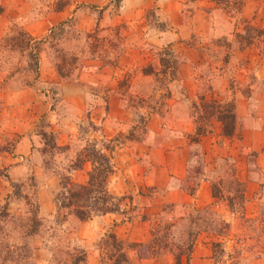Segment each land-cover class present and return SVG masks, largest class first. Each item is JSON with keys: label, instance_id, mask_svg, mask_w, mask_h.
I'll list each match as a JSON object with an SVG mask.
<instances>
[{"label": "crops", "instance_id": "1", "mask_svg": "<svg viewBox=\"0 0 264 264\" xmlns=\"http://www.w3.org/2000/svg\"><path fill=\"white\" fill-rule=\"evenodd\" d=\"M58 1L0 0V39L16 25L33 40H40L51 29L71 20V28L82 36L94 29L117 30L124 55L141 47L150 53L142 56L139 69L132 72L134 68L120 66L121 57L111 65L98 66L96 49L81 59L70 77L61 78L51 57L43 51L38 56L35 80L0 89V142L6 146V150H0V171L18 182L30 165V175L37 183L39 221L53 213V196L60 189L59 174L65 173L76 158L83 157L86 145L95 140V126L109 128L111 124L115 126L113 130L118 128V136L112 141L111 164L115 172L106 181L109 193L122 195L142 186L157 195L164 194L168 205L186 199L197 205L211 204V177L202 176L195 182L191 195L179 186L186 178L191 138L200 126L205 132L198 137L203 156L213 157L216 162L227 158L230 172L242 185L244 218L255 221L261 217L254 208L264 203V50L253 72L254 83L259 86L248 83L241 90L237 62L249 63L254 48H229L219 43L221 36L214 32L215 18L228 15L214 0H71L56 9ZM252 11L242 0L239 18L263 28L264 18L258 17L260 9ZM145 68L149 71L144 72ZM144 91L154 93V108L150 107L143 132L135 129L127 138L123 134L129 122L126 109L140 111L136 102L139 104ZM163 93L160 104L159 95ZM159 104L163 112H159ZM224 104H232L230 137L221 135L218 119V110ZM60 105L67 112L58 111ZM46 133L52 135L55 148L63 151L47 145ZM103 138L112 140L106 134ZM216 165L210 164L208 173H217ZM90 170L89 161L81 162L79 168L70 170V181L86 185ZM119 176L126 187L122 192V185L117 183ZM14 202H8L9 212L17 208ZM68 221L75 223L73 234L84 242L86 264H100L101 256L109 250L101 245L105 234H97L96 220ZM203 235L208 234L197 232L189 263L196 255L198 264L210 261L208 245L198 239ZM134 255L135 251H128L131 260L144 264ZM50 257V253L36 248V264H51Z\"/></svg>", "mask_w": 264, "mask_h": 264}, {"label": "rangeland", "instance_id": "2", "mask_svg": "<svg viewBox=\"0 0 264 264\" xmlns=\"http://www.w3.org/2000/svg\"><path fill=\"white\" fill-rule=\"evenodd\" d=\"M65 1H67V4L71 2V0H59L58 2L61 4ZM241 1L242 0H228L227 8L229 14L227 18L222 15L215 18L214 26L216 30L214 32L218 37L221 36L219 43L224 47L227 46L230 48L234 44L235 29L238 31L237 28H239L242 22V19L239 18ZM243 1L248 2V9L251 13L253 12L252 10L256 11L260 9L258 17L264 18V0ZM97 17L98 14L96 13L95 20H97ZM235 24L239 26L235 28ZM261 29L264 30V27ZM69 30L70 29L65 30L64 32L66 33L64 34L77 37V35L73 34V31ZM21 33H23V31H20L19 28L14 25L11 33L0 39V89H12L21 83L35 80L34 71L37 69L34 63L35 59L33 61L30 60L29 46H25L27 39ZM251 33L250 31L249 35ZM59 37H61V34ZM95 37L98 38V40H105L100 47L102 52L99 51V58L95 62L98 66L100 63L102 65H111L119 61V57H121L120 66H123L125 69H130V67L134 68L131 69V71L135 72L139 69L140 60L143 58L142 56H147V52H149L148 48L141 47L137 51L131 49L133 52L129 53V51H127L124 55L121 52V45L118 44L117 38L119 34H116L115 30H106L101 33H96ZM77 38L81 40V36ZM251 38L253 41H256L253 44L254 46H249L252 49L254 48L250 58L251 61L249 63L248 61L237 62V64L239 63L237 80H240L239 83L243 86L240 87L241 90H243L244 87L246 88V86L249 85L248 83H254L253 72H255L258 67L257 59L262 52L261 50L264 49V33L260 36L252 35ZM16 39H19L21 43ZM16 41L18 44L15 43ZM54 49L55 48H53L52 51ZM56 49L59 50V52H61V50L70 52L72 47L70 43H63V45H57ZM34 51L33 53L35 54L36 52ZM44 52L47 53L51 57V61H53L51 51L44 50ZM62 53L64 52H61V54ZM43 55L44 54L41 56ZM104 62H106V64H104ZM143 71L148 72L149 68H145ZM107 80L108 77L105 79V82ZM256 83L257 82L254 83L255 86H259V83ZM152 94L148 91L142 93L143 97L139 104L136 102V105H140L141 107L140 111L130 108L126 109L129 122L124 127L123 134L127 138L131 137L130 133L133 134L132 131H136L135 129L143 132L145 118L151 113L150 107L154 108L155 100L151 97ZM164 94L165 93L159 95V100L161 99V102L159 101L160 104H162ZM129 104L131 105V102H129ZM160 104L159 112H163L164 109L160 110ZM229 106L231 105L224 104L223 108L227 109ZM57 109L58 111L61 110L62 113L68 110L61 105L58 106ZM82 126L83 129L87 128L85 124ZM113 128H115V126L112 124L109 128L101 125L95 126L94 131H96V137H94L95 140L91 142L94 148L100 150L104 154H109L110 157L113 151L112 141L115 138L117 139L116 136H118V134L115 133L118 128L116 130H113ZM42 132H44L43 128ZM105 134L111 136L112 140L103 138ZM123 134H121V136H123ZM50 139L52 140L48 141ZM45 141H47V145H51L53 142L52 135L46 133ZM2 144L3 143L0 142V150H6V146L4 147ZM198 144L199 141L191 145L186 178L183 182L179 183V186L181 185V188L185 187V193L191 195V193L194 192L195 182L197 183L203 178L202 176L211 177L213 180V183L211 181V194L213 197V202L211 204L206 206L197 205L186 199L187 202L184 201L173 206L165 204L166 199L164 194L157 195L153 190L142 188V186L134 191L127 190L124 194L121 193L122 195L109 193L106 188L107 192L105 191V193H103L104 188L101 187V193L94 194V202H96V205L95 203L92 205L104 208L106 203L102 205V200H107L110 194L114 199H108L107 202L113 204L115 207L118 206V210L113 213L105 214L107 215L106 217H104L105 215L102 216L97 211L91 213V215H96L92 218L96 220L95 225L98 229L97 234L103 235L107 232H112L116 238L124 244L125 248L127 245L131 246L132 248L130 249H133L136 254L134 257L143 260L144 264H174V256L177 251L180 249L184 250L185 244L187 240H189L186 236L187 232L195 235L198 231H204L208 235L200 236L198 239L200 241L206 240V242H201L208 245L209 251H211L212 254L210 261L206 264H264V203L254 208V210L261 213V217H258L255 221L246 220L243 216L244 205L241 201V192L243 188L241 183L237 182L230 172V161L227 158H223L221 161L216 162L217 160L213 157L209 156L207 158L203 156ZM107 147H109L110 150ZM210 164H217V173H208L210 172ZM29 169L30 165L27 164V167H25L22 173L23 177H21V180L18 182L11 181L5 171H0V211L4 212L5 208V212L8 213L6 217H0V264H20L19 262L22 256H25L24 260L21 261H25L24 264H36V248H40L43 252L51 254V264H71L72 258L70 255L74 253V249L81 248L83 247L82 245H84V242L73 234L75 223L70 224L68 221L76 220L75 218L71 217L63 221L62 217L64 213L60 216H55L53 210L51 217L42 221L38 219L39 226L35 228V233L32 234V236L26 235V232L30 231L32 225L30 222L32 216L30 212L35 206L37 197V183L35 179H32ZM113 171L112 166V172ZM205 171H207V173ZM119 177L117 183L120 182L122 185V192L126 187L122 183L121 176ZM57 193L54 194L53 199H55ZM12 201H15L14 203L17 208L9 212L7 205L9 204L8 202ZM11 208L13 209L14 206ZM166 225H168V229L165 231L166 240H164L162 244H166L168 248L165 253L151 257L152 255H149L146 249L143 250V248L134 247L148 244L153 238L152 233L162 230ZM193 234H191V236ZM158 235H160V233ZM130 237L132 240H129ZM195 240L196 236L193 241L195 242ZM103 244L104 242L101 243V245ZM160 247L159 249H162ZM108 250L114 253L111 248ZM106 255H109V252H107ZM128 258L130 264H140L131 260L130 257ZM197 259L198 256L196 255L189 263V258L187 260L183 255L181 257V262L182 264H198Z\"/></svg>", "mask_w": 264, "mask_h": 264}, {"label": "trees", "instance_id": "3", "mask_svg": "<svg viewBox=\"0 0 264 264\" xmlns=\"http://www.w3.org/2000/svg\"><path fill=\"white\" fill-rule=\"evenodd\" d=\"M193 1V0H191ZM227 15L229 14L227 3L228 0H214ZM56 9H61L63 6L67 5V1L63 3H55ZM72 21L67 20L63 23H61L56 28L51 29L49 34L45 36L44 38L40 40H33L30 36L23 34L27 41L25 46H29L30 53L29 58L31 61H34L35 66L37 68V60L40 52L44 50L51 51L52 53V59L53 63L55 64L56 70L61 78H68L72 74V71L74 72L78 68V63L81 61V59L87 55H92V53L97 49L98 51H101L100 47L103 45L105 40L96 38V33H101L100 29H94L92 33H89L87 35L82 36L80 33L75 32L71 28ZM239 25L235 24L234 27L237 28ZM241 31L234 32L235 39L233 40L235 47L238 49H242L249 46H254L253 44L256 41L252 40L253 36H260L264 33V30L261 28H257L251 25L250 22H247L245 20H242L241 25L239 26ZM73 31L74 35H77V37L81 36V40L79 38L73 36L64 34L65 30ZM72 29V30H71ZM98 31V32H96ZM105 30H102L104 32ZM250 31L252 32L250 35ZM116 34H118V31L115 30ZM61 34V37H59ZM249 35V36H248ZM94 37V38H93ZM19 41V39H16ZM17 41L15 42L16 44ZM21 43V41H19ZM63 43H70V46L72 49L69 51L67 50H61V52H64L61 54L59 50L56 49L57 45H63ZM108 43V42H107ZM110 44V43H109ZM55 48L53 51L52 49ZM35 50V51H34ZM262 49L261 51H263ZM36 52L35 54L33 53ZM260 51V52H261ZM102 52V51H101ZM91 53V54H89ZM106 64V62H104ZM34 79L37 77V69L34 71ZM229 108H223L218 110L219 116L218 119L221 122V135L224 137H230L233 133V122H234V116L232 113V104H230ZM203 107V105H202ZM230 110V111H229ZM224 111V112H222ZM204 130L199 126L196 129L195 136L191 138V142L197 143L198 137L202 134H204ZM132 136V134L130 133ZM52 139L48 140L51 141ZM51 148L55 151H63V148H55L53 145V142L51 144ZM109 150L110 148L107 147ZM89 161L91 164V170L88 174V181L86 185H77L70 181L69 178V172L70 170L79 168L81 166V162L83 161ZM112 173V164H111V157L109 154H104L100 150L94 148V146L91 143H88L86 147L84 148L83 157L76 158L73 165L69 166V168L65 169V173L59 174V180H60V189L58 193L55 196L54 199V215L60 216L62 213L63 215V221H66L68 218H75L79 222H85L89 219H91L93 216L91 215L94 211H97L102 216L107 213H113L118 210V206H114L113 204H109L107 202L108 199H114L110 194L108 195L107 200H102L103 203H106V206L104 208L101 207H95L92 205L96 202L94 198V194L101 193L100 188H106V181L109 175ZM33 179V177H32ZM103 189V193H105L106 189ZM107 192V191H106ZM214 196V194H213ZM31 213V228L30 231L26 232L27 236H32V234L35 233V228L39 226L38 224V218H37V199L35 201V206ZM8 213L0 211V217H6ZM184 219V218H181ZM168 225L164 226L162 230L154 231L152 233V240L148 244L138 245L134 247L143 248V250L146 249L148 251L149 255H152L151 257H155L157 255H160L162 253H165V251L168 250V248L165 245H162L164 240H166L165 237V231H167ZM160 233V235H158ZM193 233H188L186 236L189 238L185 244L184 250H178L176 255L174 256V264H182L181 257L184 255L186 259L188 260V256L191 253L193 240L196 236V234L191 236ZM103 242L106 246V249L111 248L114 253L111 252V250L106 251L103 256H101L100 264H130L129 258H128V251H134L131 246L127 245L126 248L124 244H122L121 241H119L116 236L113 233L105 234L103 238ZM102 242V243H103ZM219 245V244H218ZM161 246V247H160ZM162 248V249H159ZM217 248V247H216ZM215 248V249H216ZM214 250V248H213ZM109 252V255H106V253ZM72 258L71 264H86V251L84 248H78L74 249V253L70 255ZM25 256H22L21 261L24 260ZM69 257V256H68ZM70 258V257H69ZM19 262L20 264H24V262ZM104 261V263H103Z\"/></svg>", "mask_w": 264, "mask_h": 264}]
</instances>
